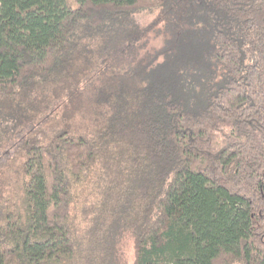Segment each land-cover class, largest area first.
Masks as SVG:
<instances>
[{"label": "trees", "instance_id": "16d2710c", "mask_svg": "<svg viewBox=\"0 0 264 264\" xmlns=\"http://www.w3.org/2000/svg\"><path fill=\"white\" fill-rule=\"evenodd\" d=\"M163 8L177 58L102 80ZM21 129L0 264H264V0H0V147Z\"/></svg>", "mask_w": 264, "mask_h": 264}, {"label": "rangeland", "instance_id": "374dc122", "mask_svg": "<svg viewBox=\"0 0 264 264\" xmlns=\"http://www.w3.org/2000/svg\"><path fill=\"white\" fill-rule=\"evenodd\" d=\"M178 6L179 9L185 8L184 4L179 3ZM176 13H174L173 8H163L138 13L135 17L140 29V34L136 42L130 51L117 56L109 64L110 66H107L108 70L105 71L104 69L105 76L102 80H107L111 78V76H115V78L118 77L123 67L149 66L148 69H152V67H150L151 65L155 67L166 62H173L180 52L177 42H173L174 36L172 33L175 24L180 21ZM185 17L186 19L183 22L185 23V29L188 31L187 39L197 42L202 35L207 34V32L203 33L202 31H196L198 29L196 27L194 29L195 32L192 31L189 22L193 19H189L186 15ZM192 64H194V62H192ZM192 68L188 70V73L193 72ZM196 70L197 72L199 71L198 68ZM86 99V95H77L74 99L66 101L60 112L63 114V121L71 122L75 116L79 117L80 112H83L86 106ZM19 131V133H17V131L15 135H11V137L3 143L4 145L0 147V174L6 172V175H4L8 177V179L14 177V172L13 170L9 172L6 168L16 167L14 162L16 157L15 152L21 147L19 141L22 138L21 132H23V130L21 129ZM123 256L126 264H134L135 251L132 240L125 242Z\"/></svg>", "mask_w": 264, "mask_h": 264}]
</instances>
